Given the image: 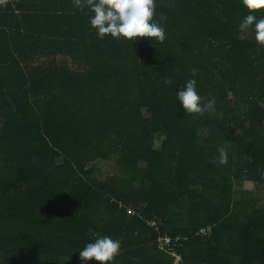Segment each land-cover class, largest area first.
<instances>
[{"label":"trees","instance_id":"1","mask_svg":"<svg viewBox=\"0 0 264 264\" xmlns=\"http://www.w3.org/2000/svg\"><path fill=\"white\" fill-rule=\"evenodd\" d=\"M161 14L133 44L73 0L0 5V264H82L103 235L113 264H264V47L241 0ZM190 79L214 111L185 115Z\"/></svg>","mask_w":264,"mask_h":264},{"label":"clouds","instance_id":"2","mask_svg":"<svg viewBox=\"0 0 264 264\" xmlns=\"http://www.w3.org/2000/svg\"><path fill=\"white\" fill-rule=\"evenodd\" d=\"M8 0H0V5H6ZM248 14L239 25L240 32H246L254 26L255 41L264 47V18L257 19L256 13L264 12V0H241ZM75 7L81 11L87 6L92 13L90 16L91 27L103 40L111 36L115 40H126L137 43L142 39H149L153 43H163L166 35L161 23L167 17L161 14L159 22L156 16V0H73ZM198 74L196 68L192 69V76ZM171 83V80H166ZM177 100L182 106L185 115H204L214 111L215 98L205 102L197 91V82L190 79L186 85L178 91ZM218 157L213 163L226 165L228 154L224 147L217 149ZM121 241L108 235L96 236L93 242L87 243L79 251V259L82 262L95 261V264H113L120 254Z\"/></svg>","mask_w":264,"mask_h":264},{"label":"rangeland","instance_id":"3","mask_svg":"<svg viewBox=\"0 0 264 264\" xmlns=\"http://www.w3.org/2000/svg\"><path fill=\"white\" fill-rule=\"evenodd\" d=\"M101 165H102V164H101ZM247 187L251 189V188H254L255 185H254V183H252L251 181H248V182H247Z\"/></svg>","mask_w":264,"mask_h":264},{"label":"built area","instance_id":"4","mask_svg":"<svg viewBox=\"0 0 264 264\" xmlns=\"http://www.w3.org/2000/svg\"><path fill=\"white\" fill-rule=\"evenodd\" d=\"M170 242V240L169 239H166V243H169Z\"/></svg>","mask_w":264,"mask_h":264}]
</instances>
